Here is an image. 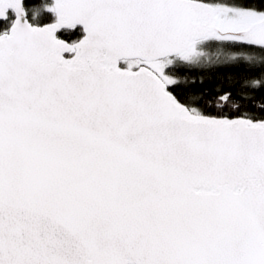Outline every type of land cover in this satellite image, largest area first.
Listing matches in <instances>:
<instances>
[{
    "label": "snow or ice",
    "instance_id": "obj_1",
    "mask_svg": "<svg viewBox=\"0 0 264 264\" xmlns=\"http://www.w3.org/2000/svg\"><path fill=\"white\" fill-rule=\"evenodd\" d=\"M0 264H264V0H0Z\"/></svg>",
    "mask_w": 264,
    "mask_h": 264
},
{
    "label": "trees",
    "instance_id": "obj_2",
    "mask_svg": "<svg viewBox=\"0 0 264 264\" xmlns=\"http://www.w3.org/2000/svg\"><path fill=\"white\" fill-rule=\"evenodd\" d=\"M37 2H43V0H37ZM68 38L74 37L69 36ZM255 55L258 56L259 53H255ZM183 74L189 76L192 79H195L196 77L210 78L220 76L221 71H218L216 66H212L208 68H194L191 70H183Z\"/></svg>",
    "mask_w": 264,
    "mask_h": 264
}]
</instances>
